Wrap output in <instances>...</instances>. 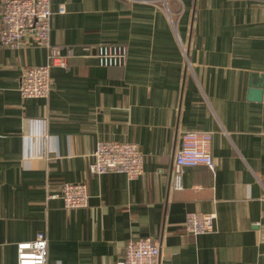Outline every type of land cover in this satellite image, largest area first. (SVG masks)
Instances as JSON below:
<instances>
[{
	"label": "crops",
	"instance_id": "0c3cea01",
	"mask_svg": "<svg viewBox=\"0 0 264 264\" xmlns=\"http://www.w3.org/2000/svg\"><path fill=\"white\" fill-rule=\"evenodd\" d=\"M153 1L52 0L51 44L74 55L48 99L18 90L48 50L0 47V264L41 232L47 264H117L141 238L159 264H264V0H168L172 19ZM102 44L126 45L127 65L101 67L86 49ZM41 119L46 156L34 157ZM185 132L212 134L216 171L183 168L176 189ZM101 141L138 145L143 176L89 175ZM81 182L87 208L49 199ZM189 213L215 214L216 231L187 233Z\"/></svg>",
	"mask_w": 264,
	"mask_h": 264
},
{
	"label": "built area",
	"instance_id": "2783aa9c",
	"mask_svg": "<svg viewBox=\"0 0 264 264\" xmlns=\"http://www.w3.org/2000/svg\"><path fill=\"white\" fill-rule=\"evenodd\" d=\"M154 4L165 8L172 19L168 0H155ZM0 47L19 48L27 45L43 47L48 50V63L23 70L18 90L23 100L48 99L53 89L52 71L55 68L66 69L68 60L73 57L72 49L51 44L52 0H0ZM64 6L59 14H65ZM173 21V20H172ZM104 68L124 67L128 62V47L122 44H102L93 49L87 48ZM33 126H39L29 137V150L32 156L45 157L47 121L31 120ZM213 136L207 132H185L181 135L180 148L175 157L174 187L182 188V169L207 167L216 171V163L211 154ZM43 146H37L36 141ZM94 161L89 165L88 173L100 177L109 173H122L129 179H139L144 174V155L134 143L101 141L94 152ZM49 199H60L67 210L84 209L89 206L90 195L86 182L66 183L61 194L50 195ZM215 214L189 213L185 220L187 233L199 236L216 231ZM18 264H47L49 243L45 233L41 232L33 241L17 245ZM160 247L151 238L130 240L126 244L125 256L117 264H159Z\"/></svg>",
	"mask_w": 264,
	"mask_h": 264
}]
</instances>
